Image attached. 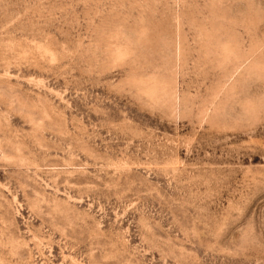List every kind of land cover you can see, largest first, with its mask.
Segmentation results:
<instances>
[{
    "label": "rangeland",
    "instance_id": "1",
    "mask_svg": "<svg viewBox=\"0 0 264 264\" xmlns=\"http://www.w3.org/2000/svg\"><path fill=\"white\" fill-rule=\"evenodd\" d=\"M0 264H264V0H0Z\"/></svg>",
    "mask_w": 264,
    "mask_h": 264
}]
</instances>
